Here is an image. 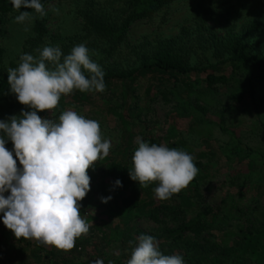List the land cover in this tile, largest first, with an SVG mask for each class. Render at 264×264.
Wrapping results in <instances>:
<instances>
[{"label": "trees", "instance_id": "obj_1", "mask_svg": "<svg viewBox=\"0 0 264 264\" xmlns=\"http://www.w3.org/2000/svg\"><path fill=\"white\" fill-rule=\"evenodd\" d=\"M46 1L41 0V3ZM173 1L63 0L69 4L74 18L80 20L78 28L66 38L49 35L44 17L35 10L20 9L32 12L33 16L31 34L23 41L22 54L35 57L39 53L37 49L59 46L62 53L68 55L74 46L84 44L91 59L105 73L106 90L92 93L75 91L69 95L68 105L96 106L98 102L97 107L103 109L105 116L118 121L120 133L116 149L95 166L114 181L109 201L127 215L123 230L99 229L100 239L110 244V237L115 236L126 253L120 254V259L117 257L116 263H112L113 254L95 252L89 256L91 262L87 264H93L95 260H102L103 264H126L137 237L149 235L129 222L140 216L148 217L159 225V233L152 236L159 242L161 252L165 255L179 254L185 264H264V147L249 146L238 138L235 131L229 130L224 125L223 108L218 115L220 120L213 119V124L229 133V140L223 145L213 141V150L210 143L205 149H195L181 138L166 140L165 145L169 148L184 149L195 158L199 173L186 189L169 200L161 201L155 197V183L140 188L139 183L130 178L132 156L138 148L137 139L159 143L152 136L143 135L146 125L141 118V110L146 113L149 102L155 97L160 96L165 103L175 102L172 125L177 117L191 112V118L194 117L198 123L210 122L203 117V107L197 102L200 94L194 91V75L202 76L199 84L213 88V93L222 86L232 112L236 105L248 101L264 135V121L261 119L264 114V0H252L257 11L239 30L227 25L221 33L212 26L220 22L215 12L216 0H202L206 5H200L201 10L191 18V26L183 27L173 38L128 47L126 56L122 58L119 48L130 25L137 20L151 21ZM8 15H19V12L13 9L10 0H0V29ZM2 51L0 49V61ZM85 75L89 74L86 72ZM142 81L145 87L137 91ZM9 88L8 75L0 76V94ZM19 106L21 104L15 106L13 100L0 103V120L7 121L12 110ZM38 115L51 117L48 112H39ZM172 130L171 127L169 132ZM6 147L12 149L11 141ZM223 159L232 163L234 169L222 177L224 195L212 208L203 204L198 187L206 178L213 176L214 180L220 176L221 169L216 167ZM116 180L122 186H117ZM2 216L0 213V227L4 225ZM13 238L18 243L28 244L24 238ZM86 240L84 236L77 239L74 250L84 249ZM13 260L9 264H32L23 250H19ZM42 261L44 264H75L47 248L43 249Z\"/></svg>", "mask_w": 264, "mask_h": 264}, {"label": "clouds", "instance_id": "obj_2", "mask_svg": "<svg viewBox=\"0 0 264 264\" xmlns=\"http://www.w3.org/2000/svg\"><path fill=\"white\" fill-rule=\"evenodd\" d=\"M10 2L19 12L14 18L16 23L33 19L32 12L20 11L22 7L35 10L40 17L46 15L41 0ZM37 51L39 57L24 53L18 67L7 69L11 93L31 110L0 120V213L4 226L17 240H35L67 252L90 231L91 225L81 215L80 202L91 190L88 170L109 156L112 143L103 136L99 121L73 109L64 110L58 121L38 113H54L61 97L75 91L104 92L105 73L84 44L74 46L68 55L59 46ZM8 141L12 143L11 150L6 147ZM137 144L130 178L140 188L155 183L158 200L166 201L179 194L199 173L195 158L184 149L150 144L140 138ZM115 184L122 186L119 180ZM110 199L102 198V202ZM93 264L103 261L95 260ZM126 264L185 261L179 254H163L153 236L140 235Z\"/></svg>", "mask_w": 264, "mask_h": 264}, {"label": "rangeland", "instance_id": "obj_3", "mask_svg": "<svg viewBox=\"0 0 264 264\" xmlns=\"http://www.w3.org/2000/svg\"><path fill=\"white\" fill-rule=\"evenodd\" d=\"M234 4V6H232ZM200 5H206L202 0H174L165 6L160 13H158L151 21L137 20L133 22L127 32V37L120 46L124 58L127 54L126 49L131 46L139 45L140 43L149 41L155 42L161 39H169L177 36L183 27L191 26V18L196 11H200ZM46 15H44L45 23L48 28L49 35H61L66 38V35L71 34L78 28L79 19L74 18L70 11L68 3L59 2L58 0H48L43 3ZM215 12L218 15L219 23H213L214 29L219 33L223 32V28L227 25H232L234 30H239L240 26L247 22L257 11L256 5L252 0H240L239 2H227L225 0H216L214 2ZM17 16V15H15ZM14 15H8L4 24L0 29V49H2V61H0V76L8 75L7 69L9 67L16 68L19 64V57L22 55V45L24 39L30 35V22L24 24L16 23ZM222 23V24H221ZM25 28L28 30L25 31ZM38 52V51H37ZM39 57V53L37 56ZM12 62V63H11ZM14 64V65H13ZM194 86L200 98L197 101L203 107L201 112L205 119L210 120L207 124L198 123L194 117L191 118L192 112L186 116H179L175 123L171 118L172 113H175V102L165 103L164 100L157 96L149 102V108L145 113L141 110V118L145 120L144 125L146 129L143 132L145 137H153L156 143L166 144V140H173L181 138L187 145L195 149H205L210 146L213 150V141L218 145H223L229 140V133L222 131L218 125L213 124V119L219 121V113L224 109V125L229 130L235 131L238 138L245 144L252 147H264V135L259 125V120L250 108L249 102L245 101L243 104H238L232 112V108L228 107L230 101L225 96V89L219 86L216 93H213V88H209L205 84H199L202 76H193ZM145 87V82L142 81L137 88V91H142ZM7 95L8 98L4 99ZM142 99V98H141ZM13 100L14 105L20 104L15 95L11 93L10 88L4 93L0 94V103ZM144 100V99H142ZM69 96H64L61 106L54 113H51L49 119L57 120L59 115L64 110L73 109L79 114L88 119L99 121L103 136L111 140L112 153L119 142L118 121L114 118L110 119L105 116L103 109H99L98 102L96 106L90 104H75L68 105ZM102 107V106H101ZM103 108V107H102ZM31 109L22 105L12 110V115L19 116L22 111H30ZM101 111V112H100ZM191 111V110H190ZM264 121V114L261 116ZM172 127V132L169 129ZM208 130V132H206ZM145 141V140H144ZM152 143L151 141H146ZM210 143V145H208ZM232 163L223 159L217 168H220V176L213 180L206 178L199 184L198 191L201 195V200L204 205H209L212 208L216 207L224 195V187H222L221 179L233 172ZM19 165V161H18ZM97 166L88 170L90 176V191L86 197L80 202L81 215L91 225L89 233L84 236L86 240V247L71 251L57 250L52 246H45L35 240H26L18 243L15 241L14 234L8 230L4 225L0 227V264H9L16 256L19 250H23L24 255H28L32 264H44L42 261L43 249H51L59 255L66 256L75 264H87L91 260L89 256L96 253L113 254L112 263H116L117 257L120 254L126 253L125 249L120 247V240L115 236L110 237V244L100 239L101 233L99 229L107 230H123L124 221L127 215L111 204L102 202V198L110 197L111 188L114 181L105 176L104 173ZM130 224L139 228L142 232L149 235H156L159 233L160 227L158 224L150 220L148 217L140 216L131 219ZM18 251V252H17ZM17 252V253H16ZM96 252V253H95ZM175 254V253H174ZM93 257V256H92ZM120 259V257H118Z\"/></svg>", "mask_w": 264, "mask_h": 264}]
</instances>
